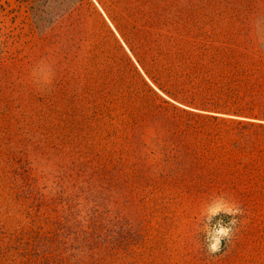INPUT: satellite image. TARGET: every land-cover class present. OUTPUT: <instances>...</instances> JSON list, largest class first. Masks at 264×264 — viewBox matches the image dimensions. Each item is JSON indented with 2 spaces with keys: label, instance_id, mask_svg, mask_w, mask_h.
<instances>
[{
  "label": "rangeland",
  "instance_id": "374dc122",
  "mask_svg": "<svg viewBox=\"0 0 264 264\" xmlns=\"http://www.w3.org/2000/svg\"><path fill=\"white\" fill-rule=\"evenodd\" d=\"M0 264H264V0H0Z\"/></svg>",
  "mask_w": 264,
  "mask_h": 264
},
{
  "label": "trees",
  "instance_id": "16d2710c",
  "mask_svg": "<svg viewBox=\"0 0 264 264\" xmlns=\"http://www.w3.org/2000/svg\"><path fill=\"white\" fill-rule=\"evenodd\" d=\"M214 120H217L216 117H213Z\"/></svg>",
  "mask_w": 264,
  "mask_h": 264
},
{
  "label": "crops",
  "instance_id": "0c3cea01",
  "mask_svg": "<svg viewBox=\"0 0 264 264\" xmlns=\"http://www.w3.org/2000/svg\"><path fill=\"white\" fill-rule=\"evenodd\" d=\"M172 11L170 10V13H171Z\"/></svg>",
  "mask_w": 264,
  "mask_h": 264
},
{
  "label": "clouds",
  "instance_id": "9594fccd",
  "mask_svg": "<svg viewBox=\"0 0 264 264\" xmlns=\"http://www.w3.org/2000/svg\"><path fill=\"white\" fill-rule=\"evenodd\" d=\"M213 247H215V246H213Z\"/></svg>",
  "mask_w": 264,
  "mask_h": 264
}]
</instances>
